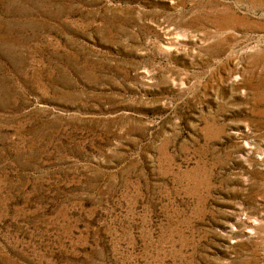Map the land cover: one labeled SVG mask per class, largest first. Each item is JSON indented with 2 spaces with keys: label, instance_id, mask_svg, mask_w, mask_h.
Masks as SVG:
<instances>
[{
  "label": "rangeland",
  "instance_id": "rangeland-1",
  "mask_svg": "<svg viewBox=\"0 0 264 264\" xmlns=\"http://www.w3.org/2000/svg\"><path fill=\"white\" fill-rule=\"evenodd\" d=\"M0 264H264V0H0Z\"/></svg>",
  "mask_w": 264,
  "mask_h": 264
}]
</instances>
